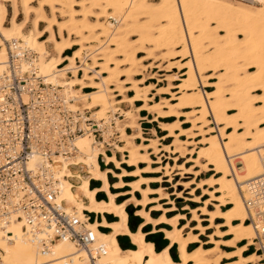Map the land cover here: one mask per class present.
<instances>
[{
    "label": "bare ground",
    "instance_id": "bare-ground-1",
    "mask_svg": "<svg viewBox=\"0 0 264 264\" xmlns=\"http://www.w3.org/2000/svg\"><path fill=\"white\" fill-rule=\"evenodd\" d=\"M13 40L40 55L47 83L69 87L74 108L100 110L94 114L99 121L112 113L108 123L126 115V122H116L124 145L111 143V129L99 143L116 144L111 156L87 132L77 138L73 156L53 165L58 202L81 217L96 215L89 227L106 249L102 264H261L257 253L247 254L256 234L245 198L250 182L264 178V0H3L0 71L8 67ZM95 96L100 99L89 101ZM144 121L165 134L157 128L145 137ZM110 175L118 182L112 185ZM92 182L101 187L93 189ZM101 193L106 201H98ZM123 196L131 198L117 203ZM129 203L142 207L136 216L145 219L135 233ZM150 224L172 228L152 232L170 241L161 252L143 231ZM23 226L13 219L12 237L0 233V264H82L86 257L68 241L46 254ZM119 237H128L134 249L124 251Z\"/></svg>",
    "mask_w": 264,
    "mask_h": 264
},
{
    "label": "built area",
    "instance_id": "built-area-1",
    "mask_svg": "<svg viewBox=\"0 0 264 264\" xmlns=\"http://www.w3.org/2000/svg\"><path fill=\"white\" fill-rule=\"evenodd\" d=\"M7 46L8 67L0 71V233L11 238L7 226L20 220L42 252L50 254L57 242L68 241L85 252L82 264H102L106 249L89 227L91 215L84 219L58 202L60 179L53 165L56 158L73 156L77 138L87 132L104 142L115 117L108 123L91 110L74 108L69 87L40 75L38 53L17 40ZM112 134L110 141H116L118 132ZM250 191L245 203L256 234L252 248L264 264V178L251 181Z\"/></svg>",
    "mask_w": 264,
    "mask_h": 264
},
{
    "label": "rangeland",
    "instance_id": "rangeland-1",
    "mask_svg": "<svg viewBox=\"0 0 264 264\" xmlns=\"http://www.w3.org/2000/svg\"><path fill=\"white\" fill-rule=\"evenodd\" d=\"M232 1H235V0H232ZM33 6H35L36 7V4H34ZM255 6H257V4H255ZM48 13H50V11L48 10ZM23 42V41H22ZM50 49H51V47H49ZM72 54V51H68L67 53H66V55L67 56H69V55H71ZM52 60L53 59H50V61H49V63L50 62H52ZM89 64H92L93 63V61L90 59L89 61ZM167 72V71H166ZM166 72H159V70H155L154 71V73L156 74H159V75H167V73ZM174 74V73H173ZM175 74H177V70L175 71ZM82 75V73L81 74H79V77L80 78H82L83 77V75ZM170 75H172V74H170ZM85 93H88V92H90V90H85L84 91ZM95 99H100V97L99 96H95L94 98H89V101H91V102H93ZM84 106V105H83ZM123 107V109L125 110V112H127L128 111V107H126V106H122ZM95 111H99L100 112V110H95ZM94 110H93V112H95ZM108 116L109 117H111L112 116V113H109V114H107L106 116L104 115L103 116V114H101L100 115V119H106V120H108ZM114 117H115V119H114V121H115V123H113V125H112V128H113V131H117L118 132V136H116V141H114V140H112L111 141V143L113 144V143H117V145H119V146H123L124 144H122V143H120L118 140H119V136H120V132L118 131V128H119V126L121 125H118L117 126V123L116 122H118V119L119 120H122L123 122H126L125 121V119H126V115L125 114H121V112H119L118 114H116V115H114ZM123 122H122V124H123ZM156 126H155V128H153L147 121H144V124H143V126H142V128H143V130H144V133H145V137H150V133L152 132V130H156L157 128H158V124H155ZM152 129V130H151ZM157 132H158V134H159V136H161V135H163V134H165V133H162L161 132V130L158 128L157 130H156ZM111 132V131H110ZM112 133V132H111ZM132 132H130L129 131V134H131ZM109 135H110V133H109ZM108 135V137H110ZM113 135V134H112ZM97 140V139H96ZM107 141V140H106ZM109 141V140H108ZM97 143H98V145H99V143H100V141H96ZM140 142V141H139ZM171 142V141H170ZM169 142V143H170ZM102 143V142H101ZM104 144V143H103ZM116 145V144H115ZM115 145L113 146H111V147H108V146H106V145H99V147L101 148V149H103L105 152H107L106 154H108V155H111L112 154V152L114 151V149H115ZM120 157H121V155L119 154L118 155V158L120 159ZM100 162H101V164H102V166H103V168H105V163H104V161H103V159L101 158L100 159ZM171 164L172 165H174V163L173 162H171ZM145 165H142L141 167H144ZM111 168H112V166H110ZM127 167V166H126ZM154 168H156L157 166H153ZM125 169H127V168H125ZM129 171V170H128ZM131 171V170H130ZM72 172L74 173V174H76V173H79V172H82V174H83V177L84 178H86L85 177V173H84V170H79V169H73L72 170ZM118 172V171H117ZM178 181V180H177ZM74 182V181H73ZM114 182H116V179H113V181H112V183H114ZM99 186V184L98 183H95L94 184V187H98ZM126 190H128V188L126 189ZM114 192H116V190H113ZM198 194L199 195H201V191H199L198 192ZM138 197H140V195H138ZM127 198H129L128 196H125V197H122L121 199H119L118 200V202L120 203V202H122V201H124V200H126ZM100 199L101 200H104L105 198L104 197H100ZM179 208H183V204H181L180 205V207ZM136 210H137V208L134 206V205H129V207H128V209H127V211H128V213H129V222L130 221H132V225L134 226V227H136V228H138L139 227V225L142 223V219L141 218H139V217H137L135 214H136ZM130 213H132L133 214V218L131 219L130 218ZM91 217L93 218L94 217V215H91ZM109 217H113V216H111V215H109ZM137 218L138 219H140V220H137ZM219 222H221V221H219ZM207 225V224H206ZM151 230H152V226L151 225H149L148 226V228H146L145 229V231L146 232H151ZM212 232V231H211ZM210 232V233H211ZM159 233H161V232H159ZM162 234V233H161ZM151 235H153V234H151ZM150 235V236H151ZM163 236H162V238L164 239V234H162ZM151 237H153V236H151ZM154 239L155 240H159L160 239V237L159 236H154ZM202 240L203 241H207L208 240V237H203L202 238ZM124 243H125V240H122ZM128 242L130 243V240H128ZM169 242V241H168ZM177 248V247H176ZM174 249L172 252H171V255H172V258L173 257H178V254H177V249ZM223 250H226V251H231V249H226V248H223ZM252 253H255V251H254V249L251 247L250 249H249V251H248V253L247 254H252ZM246 254V255H247ZM174 259V258H173ZM177 260H178V258H177ZM179 261V260H178ZM177 261V262H178Z\"/></svg>",
    "mask_w": 264,
    "mask_h": 264
},
{
    "label": "crops",
    "instance_id": "crops-1",
    "mask_svg": "<svg viewBox=\"0 0 264 264\" xmlns=\"http://www.w3.org/2000/svg\"><path fill=\"white\" fill-rule=\"evenodd\" d=\"M151 130H152V129H151ZM114 150H115V149H114ZM106 153H107V152H106ZM112 154H113V152H112ZM112 154H111V155H112ZM107 155H108V154H107ZM111 155H109V156H111ZM100 159H101V158H100ZM102 159H103V158H102ZM120 159H121V158H120ZM103 161H104V160H103ZM100 164H101V162H100ZM110 166H111V165H110ZM110 166H109L110 169L115 170V172L118 171V170L115 169V167H114L113 165H112V168H111ZM101 167H102V166H101ZM123 167H124V168H127L126 166H123ZM105 168H107V167H106V164H105ZM105 168H104V169H105ZM102 169H103V167H102ZM128 170L130 171V170H133V169H129V168H127V171H128ZM117 173H120V171H118ZM76 174H77V173H76ZM147 177H153V176H152V175H147ZM109 179H110L109 181H110V183H111L112 185L118 182V180L116 179V182L112 183L113 179H115V178H113L112 175L109 176ZM124 180H125L126 182H129V181H130V179H128V178H127V179H124ZM73 181H74V182H73ZM71 182H72L73 184H76V185L78 184V181H76L75 179H72ZM95 183H98L99 186H98V187H93V185H94ZM91 184H92V188H93V189H98V188L101 187V184H100L99 182H92ZM158 187H159L158 185H153V184H152V188H153V189H156V188H158ZM126 189H127V188H125V189H121V190H116V192H114V191H113L114 189H112V193L116 194V193H119V192H123V191H128V190H129V188H128V190H126ZM74 195H75V197H76L77 200L86 203V201H85V200L83 199V197H82V194H81L78 190H75V191H74ZM138 195H140V194L137 193V195H136V196H137V199H141V195H140V197H138ZM101 196L104 197L105 199H104V200H99V197H101ZM105 196H106V195H104L103 193L99 194L98 197H97V198H98V201H106V197H105ZM123 197H125V196H123ZM128 197H130V196H128ZM121 198H122V197H121ZM121 198H120V199H121ZM130 198H131V197H130ZM130 198H127L126 200H128V199H130ZM118 200H119V199H118ZM118 200H117V203H119ZM126 200L120 202L119 204L125 202ZM129 205H134V206H135L134 203H129ZM129 205H128V207H129ZM135 207L137 208V210H136V214H137L138 211H141L142 207H138V206H135ZM150 208H151V206H149V207L147 208V211H150ZM165 208H169V206H166ZM157 213H158V215L162 216L164 212L162 211V212H157ZM136 214H135V215H136ZM175 214H176V213H175ZM175 214H174V213H171V214L168 215V217L171 218V217H173V215H175ZM89 215H91V214H89ZM128 215H129V213H128ZM170 215H171V216H170ZM111 216H113V215H111ZM160 216H159V217H160ZM106 217H108L107 219H108L109 222H114V220L116 221V219L114 218V216H113V217H109V215H106ZM137 217H139V216H137ZM189 217H190V216H189ZM139 218H141V217H139ZM95 219H96V215H94V217L91 218L90 221H92V220L94 221ZM141 219H142V223L139 225V227L137 228V230L140 228V226H141L142 224L145 223V219H143V218H141ZM181 223L184 224L185 221H182ZM150 225L152 226V230H151V232H146V231H145V229L148 228L149 225H147V226L143 229V231H144L147 235H149V238L151 237V236H150L151 234L159 233V232L152 233L153 230L156 229V228H157L158 230H160L161 228H164V229H167V230H168V229H169V230H172V228H170V227L167 226V225H161V226H154L153 224H150ZM129 227H130V226H129ZM130 229H131V228H130ZM101 230H102L103 232H105V233L107 232V230H105V229H101ZM137 230H136V231H137ZM131 231H132V230H131ZM136 231H135V232H136ZM132 232H133V231H132ZM135 232H134V233H135ZM162 234H163V233H162ZM164 236H165V235H164ZM127 238H128V237H127ZM128 239H129V238H128ZM164 239H165V237H164ZM118 240H119V238H118ZM123 240H125V244L128 243V244H131V245H132L130 239H129V240H130V243H129L128 240H126V239H123ZM150 243H153V242L150 241ZM119 244H120V242H119ZM153 244H154V243H153ZM154 245H155V244H154ZM169 245H170V241H169L168 245H167L164 249H166ZM120 246H121V245H120ZM122 249H123V248H122ZM131 249H134V247L131 248ZM155 249L157 250L156 246H155ZM164 249H163V250H164ZM176 249H177V248H176ZM123 250H124V249H123ZM128 250H130V249H128ZM163 250H162V251H163ZM124 251H126V250H124ZM160 252H161V251H160ZM177 258H178V257H177ZM129 263H130V264H142L141 262H134V263H133V262H129Z\"/></svg>",
    "mask_w": 264,
    "mask_h": 264
},
{
    "label": "trees",
    "instance_id": "trees-1",
    "mask_svg": "<svg viewBox=\"0 0 264 264\" xmlns=\"http://www.w3.org/2000/svg\"><path fill=\"white\" fill-rule=\"evenodd\" d=\"M101 166H102V164H101ZM102 167H103V166H102ZM93 187H94V185H93ZM99 200H101L100 197H99ZM130 218H131V219L133 218V214H132V213H130ZM137 220H140V219L137 218ZM129 226H130V228H131V230H132L133 232H135V231L137 230V228L134 227V226L132 225V221L129 222ZM151 236H153V237H150V238H149V241H151V242H153V243L155 244V246H156V248H157V252L162 251V250L168 245V243H169L168 240H165V239L162 238L163 235H162L161 233H156V234H153V235H151ZM154 236H155V237H156V236H159L160 239H159V240H155V239H154ZM123 239H126V240H129V239H128L127 237H119L120 245H121V247H122L124 250H128V249L133 248V246H132L131 244H128V243L125 244V243L122 241ZM175 248H176V247L172 248L171 252H172ZM173 258H174L175 261H178L176 257H173Z\"/></svg>",
    "mask_w": 264,
    "mask_h": 264
}]
</instances>
